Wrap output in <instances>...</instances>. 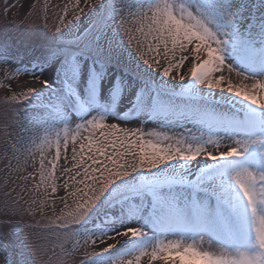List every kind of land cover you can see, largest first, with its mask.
I'll use <instances>...</instances> for the list:
<instances>
[{
    "label": "snow or ice",
    "instance_id": "snow-or-ice-1",
    "mask_svg": "<svg viewBox=\"0 0 264 264\" xmlns=\"http://www.w3.org/2000/svg\"><path fill=\"white\" fill-rule=\"evenodd\" d=\"M75 7L78 21L79 0ZM100 7L106 15L73 32L66 5L52 35L30 50L25 74L41 87L8 97L39 102L43 135L32 141L39 166L19 177L36 181L32 196L6 201L0 227L11 216L43 217L58 199L59 215L29 226L45 243L19 242L39 257L55 234L54 264L106 240L115 242L85 250L80 264H264V0L259 16L245 14V0ZM7 50L0 42V62L9 63ZM145 120L159 130L124 126ZM52 125L61 126L54 138Z\"/></svg>",
    "mask_w": 264,
    "mask_h": 264
},
{
    "label": "rangeland",
    "instance_id": "rangeland-1",
    "mask_svg": "<svg viewBox=\"0 0 264 264\" xmlns=\"http://www.w3.org/2000/svg\"><path fill=\"white\" fill-rule=\"evenodd\" d=\"M107 2L108 0H88L86 4L85 0H79V8H82L83 12L80 13V20L77 21L73 19L74 13L79 11L75 7L77 0H26L24 3L22 0H0V42L9 45V50L3 53V57L9 63L5 67L0 66V223L9 219L5 215L6 201L10 203L19 196H23L26 201L32 196V193L27 189H30L36 181L32 180L31 177L27 181L21 180L19 177L33 172L39 166V152L36 151L32 141L35 140L36 143H39L38 138L43 135V132L36 127L35 117L38 113L28 115L22 110L24 105H37L38 101L36 103L19 98L17 101H8V97L13 94H20L27 88L41 87L35 79L33 81L19 79L18 75L14 74V69L19 68L21 75H24L26 71H32L28 63L32 46L39 43L44 34L52 35L54 27L59 23L58 18L65 15L66 5L65 23L71 20L73 25L77 27H72V25H68V27L72 28L73 32H80L91 23L98 21L101 16L106 15L105 9L100 5ZM245 3L251 6L253 10L255 9L258 15L260 14L258 10L260 0H245ZM62 30L67 31L66 28ZM186 71L187 66L183 69V73ZM169 82L180 83L178 80H169ZM202 89L208 91L206 88ZM218 94L220 95L219 92ZM131 122L136 123L137 127L144 128L146 131L150 130L151 123L146 120L145 123H139V121H129L128 123ZM56 126L53 129L52 138H54L55 130L61 127ZM173 131L180 132L183 129H174ZM229 143L230 141L224 140L221 145L222 149L224 145ZM13 145H16L20 151H15ZM26 148L32 149L37 159L28 156L25 151ZM70 150L71 144L69 145V156ZM45 151L46 153L49 152L47 145H45ZM52 151L54 152V150ZM63 155L62 150L61 165L64 164ZM26 159L27 163H25ZM18 163L24 169L23 171H14ZM57 174L59 175V173ZM60 182V180L57 181L58 184ZM6 193L8 195H5ZM57 195L63 196V189H60ZM36 198L38 206L41 197L36 194ZM68 203L70 205L73 203L71 198H68ZM21 204L24 207L29 206L23 201ZM62 208L63 204L58 199H49L45 204L43 217L38 212L35 216H11V222L8 226L0 227V264H25V261H31V264H54L61 257L55 234L46 242V250L39 257L33 255L30 247H25L22 250L19 242L24 241L26 246L33 243L43 245L45 242L39 237L46 234L35 232L29 226L33 225L34 221H39L41 224L47 223V218L53 216V210L56 215H59ZM17 224L20 226H16ZM72 244L73 241L70 240L64 247L68 248L67 246H69L71 248ZM81 245H83V240H81ZM85 250L89 252L100 251L101 248L94 245H90L86 249L81 247L75 253L64 256L63 259L66 264H80V261L84 259L83 252Z\"/></svg>",
    "mask_w": 264,
    "mask_h": 264
},
{
    "label": "bare ground",
    "instance_id": "bare-ground-1",
    "mask_svg": "<svg viewBox=\"0 0 264 264\" xmlns=\"http://www.w3.org/2000/svg\"><path fill=\"white\" fill-rule=\"evenodd\" d=\"M26 0H22V2L24 3ZM248 5V4H247ZM248 7V12H246L247 14H249V13H254L255 15H258L255 11L256 10H254L253 11V9H252V7L251 6H247ZM245 13V14H246ZM259 16V15H258ZM4 58V57H3ZM4 59H6V58H4ZM190 63V62H189ZM6 65H8V63H3V62H0V66H2V67H5ZM32 70V69H31ZM28 72V71H27ZM181 72L183 73V69L181 70ZM37 75H38V71H37ZM227 72H225V76L227 77ZM18 78L20 79H24V80H29V81H33L35 78L32 76V75H26L25 73H24V75L22 74H19L18 75ZM232 79H233V82H237L240 78H238V77H236L235 76V74L233 73L232 74V77H231ZM250 81H248V82H246V83H249ZM203 91H204V89H202ZM204 92H206V91H204ZM218 92H219V90H216V96H217V98L219 97V94H218ZM151 123V127H150V129H152V128H156L157 127V129H158V126L155 124V123H152V122H150ZM155 125V126H154ZM124 126H126V127H137V125H136V123H134V122H131V123H127V124H125ZM57 126L56 125H53L52 126V128L53 129H55ZM73 127H74V125H73ZM159 130V129H158ZM210 162V161H209ZM115 241H112V240H106V243L105 244H101L99 241H97V243L94 245V246H97V247H100V248H102V247H105L106 246V244L107 243H114Z\"/></svg>",
    "mask_w": 264,
    "mask_h": 264
}]
</instances>
